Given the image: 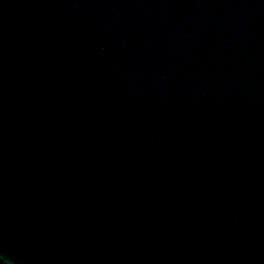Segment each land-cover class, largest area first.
Segmentation results:
<instances>
[{
	"label": "water",
	"instance_id": "1",
	"mask_svg": "<svg viewBox=\"0 0 264 264\" xmlns=\"http://www.w3.org/2000/svg\"><path fill=\"white\" fill-rule=\"evenodd\" d=\"M0 256L264 264V0H0Z\"/></svg>",
	"mask_w": 264,
	"mask_h": 264
},
{
	"label": "clouds",
	"instance_id": "2",
	"mask_svg": "<svg viewBox=\"0 0 264 264\" xmlns=\"http://www.w3.org/2000/svg\"><path fill=\"white\" fill-rule=\"evenodd\" d=\"M0 264H12V262L9 258L0 256Z\"/></svg>",
	"mask_w": 264,
	"mask_h": 264
}]
</instances>
